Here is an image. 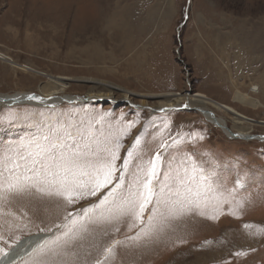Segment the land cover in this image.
Listing matches in <instances>:
<instances>
[{"label": "rangeland", "instance_id": "rangeland-1", "mask_svg": "<svg viewBox=\"0 0 264 264\" xmlns=\"http://www.w3.org/2000/svg\"><path fill=\"white\" fill-rule=\"evenodd\" d=\"M0 53L17 64L0 59V95L35 93L48 77L72 79L63 96L73 100L88 98L91 86L82 79L145 95L201 93L247 116L251 136L264 135V107L235 100L239 91L264 106V0H0ZM112 96L0 107V170L18 161L22 171L34 158L118 140L122 159L129 151L143 160L161 151V182L169 168L173 176L187 173L203 198L174 209L150 205L143 223L97 215L50 264H95L117 241L106 264H264V142L232 139L195 110L139 109L138 99L131 106L119 90ZM209 109L233 126L232 116ZM132 171L130 164L126 180ZM105 192L73 205L34 189L4 196L0 236L14 247L36 235L50 241L73 218L69 212L81 219Z\"/></svg>", "mask_w": 264, "mask_h": 264}, {"label": "snow or ice", "instance_id": "snow-or-ice-1", "mask_svg": "<svg viewBox=\"0 0 264 264\" xmlns=\"http://www.w3.org/2000/svg\"><path fill=\"white\" fill-rule=\"evenodd\" d=\"M132 127V124L127 125L128 129ZM136 144H139V138ZM120 147L118 140L113 146L105 144L95 150L90 144L83 147L73 146L58 156L50 154L46 159L34 158L30 164H25L22 171L19 170L21 165L18 161H13L12 168L0 170V199L34 189L60 198L67 205H73L81 199L95 197L107 189L96 205L82 209L81 219L78 220L69 212L68 216L73 218L68 220L66 216L65 220L68 222L63 226H56L63 227L59 234L54 235L50 241L35 244L29 253L34 257L32 264H50L47 258L61 255L80 240L88 232V224L93 223V217L97 215L107 220L128 217L143 223L144 213L150 205L158 209L161 204H165L174 209L177 205L190 206L203 198L204 194L199 186H191L193 178L187 176V173L173 176L169 168L161 182V151H156L148 160H143L129 151L127 158L122 159L119 154ZM167 147L164 143L160 145V149L164 151ZM22 159L27 161L28 157ZM117 161H121V164L118 165ZM130 164L134 171L131 172V180H126L125 173L128 172ZM118 172L120 175H117ZM0 243L7 245L0 247V264H16L14 255L9 252L14 245L2 236ZM118 243L119 241L114 242L104 248V258L97 260L95 264H106Z\"/></svg>", "mask_w": 264, "mask_h": 264}, {"label": "bare ground", "instance_id": "bare-ground-1", "mask_svg": "<svg viewBox=\"0 0 264 264\" xmlns=\"http://www.w3.org/2000/svg\"><path fill=\"white\" fill-rule=\"evenodd\" d=\"M124 7L120 8L121 15H124ZM114 9L109 13L113 14ZM114 17H119V15H115ZM124 18V17H123ZM131 18V17H129ZM116 27V25H115ZM120 31V30H119ZM0 59L3 61H9L14 65L15 64L11 58L8 56L0 53ZM28 70H31L27 67ZM48 82L42 84L38 91L35 93H16V95L9 94V95H0V107L3 106H20V105H29V106H35V107H42V108H48V107H57L53 106L55 104H64L65 101H71L72 98H67V96H63V94L66 93V87L68 85V82L72 79H60V78H53L48 77ZM81 83L89 84L91 86V91L89 95L87 96V99L85 102H91L94 100H97L101 102L102 100H113L115 91L119 90L122 95V101H126L129 105L134 106L132 104L133 100L138 99L139 100V109H145L151 108L154 110H163V112L169 111V110H195L197 112H200L205 119L212 124L215 127L220 128L221 126L222 131L225 132L224 134L232 139L235 137H247L250 138V129H251V123L248 122L250 119L243 115L242 113L238 112L236 109L229 107V106H223L219 103L214 102L212 99H210L205 94L198 93L194 96H188V95H178V94H140V93H132L125 89L120 88H112L110 85H108L104 81H95V80H89V79H82L80 81ZM105 87L108 91V94L99 95L95 93L97 89ZM105 90V89H104ZM251 92L253 94H260L261 88L258 86H253L251 89ZM13 95V96H11ZM10 97L9 102H3L2 98ZM29 97H33L32 99H29ZM80 100V99H77ZM235 100L239 103L243 104L244 106L251 107L253 109H258L259 107H264L263 104L256 100L249 95L241 94L239 91L235 92ZM64 101V102H62ZM96 102V101H95ZM131 102V103H130ZM152 102H158L159 107H153L150 105ZM209 106L215 108L219 112H223L226 115H230L233 117V126L231 128L227 125V122L224 118L216 116V114L209 109ZM188 107V108H187ZM137 109V108H136ZM214 110V109H213ZM212 112V113H211ZM215 112V111H214ZM220 128V129H221ZM240 135V136H239ZM252 137V136H251ZM243 138L245 141H252V139ZM239 139V138H238ZM248 139V140H246ZM242 140V139H241ZM48 237V236H47ZM44 241V237L42 235H36L31 236L29 238H26L22 242L18 243L14 248H12L9 252L14 255V258L16 260V263L23 260L25 257L30 255L31 249L35 246V244Z\"/></svg>", "mask_w": 264, "mask_h": 264}, {"label": "water", "instance_id": "water-1", "mask_svg": "<svg viewBox=\"0 0 264 264\" xmlns=\"http://www.w3.org/2000/svg\"><path fill=\"white\" fill-rule=\"evenodd\" d=\"M182 62V61H181ZM10 97H7V98H2V100H3V102H9L10 101V99H9ZM83 101H86V100H83V99H80V100H77V99H74V100H71V101H65L66 103H79V102H83ZM64 102V103H65ZM188 108V107H187ZM185 110H187V109H185ZM163 111V110H162ZM166 111V110H165ZM220 128H221V126H219ZM222 129V128H221ZM236 139H243L242 137H235ZM248 139H252V140H257V141H263L264 142V135H255V136H252V137H250V138H248ZM248 139H246V140H248Z\"/></svg>", "mask_w": 264, "mask_h": 264}]
</instances>
